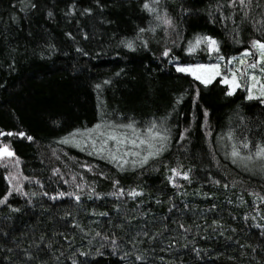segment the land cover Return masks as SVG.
I'll list each match as a JSON object with an SVG mask.
<instances>
[{"label":"trees","instance_id":"trees-1","mask_svg":"<svg viewBox=\"0 0 264 264\" xmlns=\"http://www.w3.org/2000/svg\"><path fill=\"white\" fill-rule=\"evenodd\" d=\"M143 4L0 0V130L26 134L0 142L28 177L0 204V264H264V162L233 159L225 136L231 129L236 141L247 138L248 149L236 145L247 157L264 141V104L239 90L227 95L219 77L203 85L171 66L264 40V0L244 9L227 0H149L154 11ZM197 33L214 36L219 52L205 44L186 52ZM98 109L123 117L97 119ZM129 119L141 132L163 120L168 140L158 156L134 165L146 145H124L141 156L115 161L111 141L104 152L85 142L95 132L83 129ZM173 168L188 177L169 182ZM5 177L0 165V197Z\"/></svg>","mask_w":264,"mask_h":264},{"label":"snow or ice","instance_id":"snow-or-ice-1","mask_svg":"<svg viewBox=\"0 0 264 264\" xmlns=\"http://www.w3.org/2000/svg\"><path fill=\"white\" fill-rule=\"evenodd\" d=\"M251 3V0H227V4L229 6H232L235 8L237 4L240 5L241 9L247 8ZM31 7H35V5H31ZM143 7L147 9L148 11H154L152 9L151 5L149 4V0H144ZM72 10V6H69V11ZM91 9H84V12H91ZM247 15V13H245ZM49 16H51V12H49ZM221 16L223 18V13H221ZM157 20H159L164 25H171L172 20L167 15H158ZM140 31H143L141 29ZM70 35V34H69ZM201 44L207 45V51L209 53H218L219 52V46L218 42L215 39L214 36L204 34L201 35L199 33L196 34L195 39L189 42V45L187 48H185V51L188 53L194 52L197 48L201 46ZM135 45L133 41L129 40L125 47L131 49ZM255 52V58L252 62H248L247 57ZM170 50L165 49L162 53L163 56H169ZM226 60L230 62V66L226 69L223 68L221 63L219 61ZM264 62V40L261 39H253L251 41V49L250 48H244L243 53L237 58V57H223V56H217V62L216 63H195V64H184L179 61V58H176L175 62V69L179 73H186L189 74L191 77L194 78L195 81H198L202 83L203 85L210 84L213 80H215L217 77H220L223 75V78L220 79V84L227 86V95H231L235 90L239 87H246L248 95L245 97L246 99H253L257 96L264 97V66H261V63ZM235 65V66H232ZM245 65H247L245 67ZM259 69V74L255 71H251V69ZM226 73V74H225ZM246 80L247 83H241V81ZM97 88H99V85H96ZM179 99V98H177ZM193 99L195 100L196 97L194 96ZM262 104H264V99L260 101ZM204 115L207 117L208 115V109H204ZM163 124V120H161L160 124H157L156 120H151L147 122L143 126V132H141V128L136 126V121L133 119H129L127 123L125 124H114L111 120H101L97 124H94L92 128H85L82 131L88 134H91L95 132V137L89 135L87 139L85 140L86 143L91 142L92 146L95 148L96 144L98 143L100 147L96 149L98 152H104L105 145H109V142L111 141V145L107 149L109 152L110 157L115 161H126L128 155L131 156H141V153L138 151H133V149L128 148L126 151L124 150V145L130 144V145H146V150L142 154V159L140 160H133L132 163L135 165L137 163H145L149 157H155L160 154L161 151H163V148L168 140V129L162 128L161 125ZM81 132L80 129H75L74 133ZM13 136V135H19L21 137L25 136V132H13V131H7L0 130V136ZM71 135V134H70ZM185 135L184 132L180 133V136L183 137ZM225 136L228 140L233 141L232 147H231V157L233 159L236 158H242L246 159L248 161H252L253 159H258L261 162H264V141H257L255 143L254 151L249 153L247 157H241V150L239 147H237V143L242 144L244 149L249 148V143L247 138L236 141V137L233 134L232 130L229 129L227 133H225ZM29 140L32 139L31 136L27 137ZM73 139H76L75 136L72 137ZM65 143L69 142V140H65ZM117 149H119L121 152H123V155L117 154ZM9 158H15L16 164L19 163V157L16 156L15 151L12 149L11 145L8 143L0 142V159H9ZM118 166H122L119 165ZM264 166V165H262ZM85 167H88L85 165ZM54 172L57 170H53ZM172 176L168 177L169 182H172L173 176H184L185 178L188 177V172L184 171H178L176 168L172 169ZM8 180V183L10 185L8 192L4 194L3 197H0V204L5 202V197L11 191L13 190V187L17 190H20V184H19V176L16 173H7L6 177ZM23 179H28V177H23ZM35 179V178H33ZM16 181L13 183V181ZM39 183V181H37ZM117 181H114V184H117ZM82 185H78V187H81ZM135 189L132 190L129 195H132L135 193ZM24 195H27V193H23ZM32 195H36V193H33ZM47 195V193H45ZM66 195L65 193L59 192L56 193L55 196H63ZM77 199L79 197L77 196ZM261 199H264V197H261ZM107 239V238H106ZM113 241L115 240V237L112 238ZM100 250L97 249V253H99ZM28 255V253H25ZM81 255H86L85 253H81ZM137 260L142 259V257L137 256ZM73 264H76L75 261H73Z\"/></svg>","mask_w":264,"mask_h":264},{"label":"rangeland","instance_id":"rangeland-1","mask_svg":"<svg viewBox=\"0 0 264 264\" xmlns=\"http://www.w3.org/2000/svg\"><path fill=\"white\" fill-rule=\"evenodd\" d=\"M250 49H251V47H250ZM243 53V51H241L240 53H238V54H236V55H232V56H230V57H239L241 54ZM213 60H212V59ZM254 58H255V52L253 51V53L251 54V55H249L248 57H247V60H248V62H252L253 60H254ZM175 62L176 61H174V62H171V66L175 69ZM217 62V57L216 58H213V57H210V58H208L207 60H205V61H202V60H186V61H183V62H181V63H184V64H195V63H205V64H207V63H216ZM220 63H221V65L223 66V68L224 69H226L227 67H229L230 66V62H228V61H226V60H221V61H219ZM232 66H235V65H232ZM247 65H245V67H246ZM261 66H264V62H262L261 63ZM176 70V69H175ZM251 71H255V72H257V74H259V69L257 68V69H251ZM186 74V73H185ZM226 74V73H225ZM187 75H189V74H187ZM193 78V77H192ZM218 78V77H217ZM220 79H222L223 78V75H221L220 77H219ZM198 82V81H197ZM200 83V82H199ZM241 83H247V81L246 80H243L242 79V81H241ZM241 91V92H244L245 93V96L247 97V95H248V92H247V88L246 87H239V88H237L236 90H235V92L236 91ZM235 92H233V93H235ZM257 99H260V100H262V99H264V97H259V96H257L256 97ZM100 109V108H99ZM97 110V119H104V118H109V119H118V118H120V119H122L121 117H123L122 115H120V114H116V116H113V115H110L109 117H107V113H106V111L104 110ZM0 165L4 168V170H5V176H6V174L7 173H16L20 178H19V184H20V189L22 188V186L25 184V182H26V179H23V177H25L23 174H22V172H21V160L19 159V163L18 164H16V162H15V158H9V159H0ZM7 182H8V180H7ZM16 181L14 180L13 181V183H15ZM8 185H9V183H8ZM9 187H10V185H9ZM12 191H17V189H15L14 187H13V190ZM82 204V207H83V209H81V208H79L77 205H81ZM74 206L79 210V212L81 213H83L84 214V211H85V202H83V201H79V200H77L76 202H75V204H74ZM79 228H80V230H81V228L83 229V226H80L79 225ZM88 241H90V240H88Z\"/></svg>","mask_w":264,"mask_h":264}]
</instances>
